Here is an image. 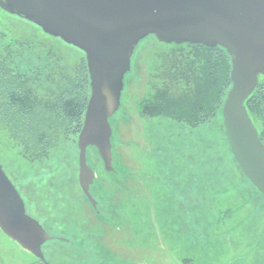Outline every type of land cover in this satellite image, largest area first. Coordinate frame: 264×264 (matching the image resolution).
Masks as SVG:
<instances>
[{
  "label": "rangeland",
  "instance_id": "rangeland-1",
  "mask_svg": "<svg viewBox=\"0 0 264 264\" xmlns=\"http://www.w3.org/2000/svg\"><path fill=\"white\" fill-rule=\"evenodd\" d=\"M174 53V46L154 36L135 50L121 107L111 119L116 171L106 173L98 150L88 149L102 217L79 185L78 133L62 128L49 152L38 156L23 151L0 117V163L29 212L54 235L43 247L48 263L264 264V196L235 160L221 111L196 127L140 112L155 94L153 79L169 68ZM84 57L0 8V72L16 75L42 106L54 100L62 75L73 76ZM195 90L193 83L186 93L191 97ZM253 120L263 132L262 119ZM38 261L0 229V264Z\"/></svg>",
  "mask_w": 264,
  "mask_h": 264
},
{
  "label": "water",
  "instance_id": "water-1",
  "mask_svg": "<svg viewBox=\"0 0 264 264\" xmlns=\"http://www.w3.org/2000/svg\"><path fill=\"white\" fill-rule=\"evenodd\" d=\"M0 8L85 53L91 93L78 135L79 183L90 193L95 147L107 172L113 165L111 119L121 107L125 77L138 45L160 43L222 47L231 56L232 86L222 107L230 150L244 176L264 196V142L245 105L264 76V0H0ZM0 229L45 264L51 234L26 210L0 163Z\"/></svg>",
  "mask_w": 264,
  "mask_h": 264
},
{
  "label": "trees",
  "instance_id": "trees-1",
  "mask_svg": "<svg viewBox=\"0 0 264 264\" xmlns=\"http://www.w3.org/2000/svg\"><path fill=\"white\" fill-rule=\"evenodd\" d=\"M167 45L174 46L179 54L171 55L172 64L163 75L153 79L155 94L146 99L150 102L141 103V114L183 119L194 127L209 123L218 110L222 113L232 86L231 56L222 47L207 48L189 43ZM193 83L196 90L189 97L186 92ZM90 93L85 57L73 76L62 75L58 92L47 106H42L41 99L27 90L16 75L3 70L0 72V117L11 138L25 153L43 156L52 148L62 128L80 133ZM245 105L252 120L257 115L264 122V76L259 77L258 85ZM259 136L263 138L264 131ZM36 264L45 262L41 260Z\"/></svg>",
  "mask_w": 264,
  "mask_h": 264
},
{
  "label": "flooded vegetation",
  "instance_id": "flooded-vegetation-1",
  "mask_svg": "<svg viewBox=\"0 0 264 264\" xmlns=\"http://www.w3.org/2000/svg\"><path fill=\"white\" fill-rule=\"evenodd\" d=\"M6 12V11H5ZM8 13V12H7ZM259 132V134L261 133L260 131H258ZM263 138H261V140L264 142V136H262ZM92 168V167H91ZM93 169V168H92ZM94 170V169H93ZM106 171V170H105ZM94 172H95V170H94ZM114 172V171H113ZM96 173V172H95ZM106 173H110L111 174V172H107L106 171ZM78 177H79V175H78ZM96 177H97V173H96ZM12 181H13V183L15 184V186H16V188L18 189V191L20 192V194H21V196H22V198L24 199V202H25V205H26V210H27V213L29 214V215H31L32 217H34L35 219H37L42 225H43V227L49 232V230L45 227V225L41 222V220L40 219H38L36 216H34L32 213H30L29 212V210H28V207H27V203H26V200H25V196L23 195V192L20 190V188L17 186V184L15 183V181L13 180V179H11ZM95 181H96V178H95V180H94V182H93V184L91 185V187H90V193L92 194V196H93V198L97 201V205H96V207H94L93 205H92V203L90 202V200L88 199V197L86 196V194L83 192V190H82V188H81V190H82V193H83V195H84V197L86 198V200L88 201V203L91 205V207H92V209L94 210V213H95V215H96V217H102L103 215L101 214V209H100V201L96 198V196H95V193L93 192V185H94V183H95ZM79 185H80V183H79ZM81 187V186H80ZM94 215V216H95ZM92 226V225H91ZM90 226V227H91ZM50 234H51V236H52V239L51 240H53L54 239V235L51 233V232H49ZM51 240H49L48 242H50ZM48 242H46L44 245H43V247H45V245L48 243Z\"/></svg>",
  "mask_w": 264,
  "mask_h": 264
},
{
  "label": "crops",
  "instance_id": "crops-1",
  "mask_svg": "<svg viewBox=\"0 0 264 264\" xmlns=\"http://www.w3.org/2000/svg\"><path fill=\"white\" fill-rule=\"evenodd\" d=\"M258 264H261V263H258ZM263 264V263H262Z\"/></svg>",
  "mask_w": 264,
  "mask_h": 264
}]
</instances>
